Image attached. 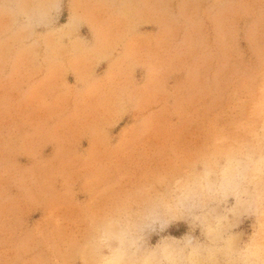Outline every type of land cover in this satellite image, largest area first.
<instances>
[{"label":"rangeland","instance_id":"1","mask_svg":"<svg viewBox=\"0 0 264 264\" xmlns=\"http://www.w3.org/2000/svg\"><path fill=\"white\" fill-rule=\"evenodd\" d=\"M0 264H264V0H0Z\"/></svg>","mask_w":264,"mask_h":264}]
</instances>
